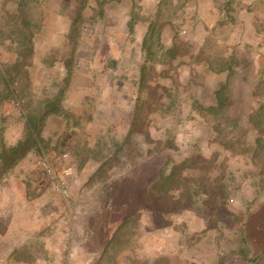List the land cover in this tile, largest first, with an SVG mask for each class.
<instances>
[{
    "label": "rangeland",
    "instance_id": "obj_1",
    "mask_svg": "<svg viewBox=\"0 0 264 264\" xmlns=\"http://www.w3.org/2000/svg\"><path fill=\"white\" fill-rule=\"evenodd\" d=\"M73 2L78 6L73 7ZM63 3L61 31L53 25L39 35L43 11L39 0H0V46L11 45L21 55L20 64L11 68L20 78L12 83L16 99L25 100L23 114L14 99L17 114L1 122L23 130L21 140L28 138L29 131L36 137L13 166L0 159V190L15 194L21 204L13 216L20 229L14 237L21 244L4 264H65L73 250L71 264H264V97L256 104L250 102L260 108L251 117L243 110L249 100L243 79L253 77L250 65L264 62V56L253 55L242 0L207 2L204 23L200 4L194 0H134L136 18L153 17L151 35L144 43L150 58L157 60V53L174 40L162 39V32L169 30L176 38L167 50L170 57L202 46L211 66L234 68L230 86L222 90L227 101L221 111L208 112L220 126L218 137L225 146L212 158L205 157L209 147L197 120L151 118L146 114L153 107L150 103L143 104V111L133 118L134 103L127 93L110 96L109 108L98 119L75 118L69 111L47 118L61 108L59 99L67 83L55 62L62 60L71 67L77 59L87 58L89 48L110 49L105 37L110 32L108 21L98 20L104 17L101 11L95 16L88 0ZM129 27L132 31V21ZM190 33L200 39H188ZM115 41L118 47L136 46V40ZM159 104L166 105L155 103V109L164 111ZM185 106L182 101L177 107L182 114L189 113ZM194 121L196 128L189 129ZM4 132L1 126L0 152L12 146L5 143ZM64 152L69 153L67 159ZM37 154H47L58 168L74 166L69 199L51 188L36 164ZM92 159L101 162L94 174L95 167L85 165ZM185 159L186 166L195 169L180 165L169 178L173 164ZM153 170L160 183L139 213L133 201L117 191L119 182L133 172L142 171L147 177ZM7 174L20 183L4 182ZM180 187L184 192L179 198L168 192ZM206 193L211 195L205 197ZM8 200L0 198L5 214ZM9 243L5 247H11ZM155 244L161 252L157 260Z\"/></svg>",
    "mask_w": 264,
    "mask_h": 264
},
{
    "label": "crops",
    "instance_id": "obj_2",
    "mask_svg": "<svg viewBox=\"0 0 264 264\" xmlns=\"http://www.w3.org/2000/svg\"><path fill=\"white\" fill-rule=\"evenodd\" d=\"M194 1L200 4L199 9L203 15L200 22L204 23L203 20L207 18L205 6L211 0ZM224 1L227 0H219V2ZM39 5L43 8V11L38 20L37 34H46L49 29H52L53 25L55 31L60 32L61 24L63 25L65 19L64 13L61 12L64 6L63 0H39ZM72 6L78 5L73 2ZM87 6L95 16L100 11L103 13L104 17L98 16V20L101 21L103 18L108 21L107 29L110 32L108 35L105 34V37L110 40V49L103 52L97 48H89L87 58L77 59L75 65L73 64L71 67H68L66 62L62 60L55 62L57 68L67 76V83L65 92L59 99L61 108L48 113L47 118H58L63 112L69 111L72 112L75 118L87 116L88 118L98 119L100 112L109 108L107 104L110 96L117 97L127 93L134 103L131 108V117L134 118L137 116L138 111H143V104L150 103L153 107L146 114L151 118L166 117L167 120H170L184 117L197 120L200 126L199 132L204 133L203 138L207 141L209 147L205 157L212 158L215 156L214 152L216 150H225V146L218 137L220 126L211 121V115L208 112L221 111L227 101L222 95V90L230 86L234 68L211 66L208 56L205 57L204 53L201 52L203 50L202 46L193 48L188 53L179 51L170 57L167 50L176 43V38L175 34L169 30L163 31L161 37L163 40L164 38L174 40L169 42L164 52L157 53V60L150 58L144 43L151 35L153 17L151 18L149 14H145L140 18H136L133 14L134 0H88ZM241 6L249 19L248 24L251 31L249 37L254 45L252 48L254 49L253 55L264 56V0H242ZM217 10L220 14V9ZM204 15H206V18ZM77 20L78 14L72 16V23ZM130 21L133 22L132 31L129 27ZM207 32L204 31V34ZM119 39L136 40V46L118 47L115 40L118 41ZM188 39L196 40L200 37L190 33ZM0 52V127L3 126V130H5L3 133L5 143L14 146L21 140L23 130L12 124H3L1 121L11 119L17 114L13 104L17 94L13 91L14 84L12 82L19 79L20 75L12 72L11 68L20 64L21 55L14 48L12 49L11 45L5 48L0 46ZM163 55H168V57L164 58ZM127 63H130V65L127 66ZM25 67L29 68L28 66ZM44 68L47 70L46 66ZM236 69L238 68H235V71H238ZM249 70L253 77L243 79L244 82L246 81L249 93V100L246 101L247 106L243 109L248 118L260 109L255 107L256 100L264 97V62L256 61L253 65H250ZM3 81L6 83V87ZM156 86L159 87V94L155 97ZM182 101L186 105L184 110H189L188 114H182V111L178 110ZM254 101V105L250 104ZM162 102L166 105H159L164 111L159 108L155 109L154 104ZM195 125L197 124L194 121L189 123L187 127L189 129L196 128ZM167 128L169 131L170 123ZM9 129H15V131L10 133ZM179 163L175 162L173 164L170 173H168L169 178H172L176 168L180 165H185L186 169L189 170L195 169V166H186V159ZM85 165L95 167L92 172L94 174L96 168L101 166V162L92 159ZM8 181L18 182L17 177L7 174L4 177V182ZM159 183L160 177L155 175L154 170L147 177L142 174V171H136L120 179L117 191L121 193L123 199L133 201V204L138 208L137 212L141 213L145 200L153 191L154 186L156 191ZM168 192L174 198H179L183 196L184 189L182 187L169 188ZM203 195L208 197L211 193ZM0 198L9 199L8 202H4L9 209L8 213L5 214L4 207L1 206L3 204L0 205V246H4L0 249V263L4 264L9 260L10 254L21 244L14 237V232L20 231V229L16 228V224H13V221H15L13 216H16L21 204L16 203L15 194H8L3 188L0 190ZM125 206L127 207V205ZM189 212L195 213L193 210ZM9 241L11 247H5ZM160 253L159 247L155 244V260L161 256ZM37 262L42 263L43 261L38 258Z\"/></svg>",
    "mask_w": 264,
    "mask_h": 264
},
{
    "label": "built area",
    "instance_id": "obj_3",
    "mask_svg": "<svg viewBox=\"0 0 264 264\" xmlns=\"http://www.w3.org/2000/svg\"><path fill=\"white\" fill-rule=\"evenodd\" d=\"M15 105L17 106L18 113L23 114L25 100L18 98L15 101ZM62 157L63 159H67L69 153L64 152ZM36 164L46 176L51 188L65 199H69L71 197V184L69 179L74 173V166L72 164H65L62 168H58L47 154H37ZM74 254V250L70 252V260L66 261L65 264H71V258Z\"/></svg>",
    "mask_w": 264,
    "mask_h": 264
},
{
    "label": "trees",
    "instance_id": "obj_4",
    "mask_svg": "<svg viewBox=\"0 0 264 264\" xmlns=\"http://www.w3.org/2000/svg\"><path fill=\"white\" fill-rule=\"evenodd\" d=\"M30 136L32 137V139H28ZM28 138L20 140L14 146H4L2 152H0V159L5 160L7 162V167H11L16 164L23 156V153H25V151L29 147H31V145H34L36 143V137L34 136V133L32 131L28 132Z\"/></svg>",
    "mask_w": 264,
    "mask_h": 264
}]
</instances>
